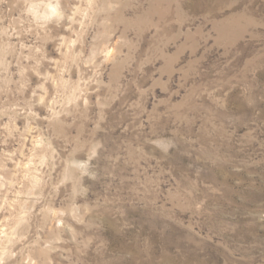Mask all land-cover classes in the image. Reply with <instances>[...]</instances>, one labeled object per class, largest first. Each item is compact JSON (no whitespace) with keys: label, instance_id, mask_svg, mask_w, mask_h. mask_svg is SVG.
Instances as JSON below:
<instances>
[{"label":"rangeland","instance_id":"obj_1","mask_svg":"<svg viewBox=\"0 0 264 264\" xmlns=\"http://www.w3.org/2000/svg\"><path fill=\"white\" fill-rule=\"evenodd\" d=\"M94 2L85 68L0 0V176L36 163L11 264H264V0ZM64 67L79 102L40 104Z\"/></svg>","mask_w":264,"mask_h":264},{"label":"clouds","instance_id":"obj_2","mask_svg":"<svg viewBox=\"0 0 264 264\" xmlns=\"http://www.w3.org/2000/svg\"><path fill=\"white\" fill-rule=\"evenodd\" d=\"M68 5V0H23V8L21 15L27 18L29 22V32L37 31V36L44 39L46 42L51 43L53 40L58 39L55 51L63 57L62 60H56L55 63L63 64L65 66L75 63L80 60L85 68H88L91 61L81 59L84 53L76 51L80 43V37L85 34L91 20L96 12V3L94 0H77L74 5ZM55 28L63 27V31L59 36L48 38V33ZM71 33V36L65 35ZM61 49L63 51L61 52ZM40 48H36V52H40ZM25 59H29L25 57ZM37 65L40 61H36ZM33 74L38 78H51L50 73L41 74L35 69L32 70ZM67 67L60 69L59 78L53 79V90L50 93L45 84H37L35 87L43 91L44 95L39 97V103L43 104L45 100L51 96L48 101L49 104L58 107H72L79 102L76 93L79 88H70L68 81L64 79V73ZM7 72V66H5ZM27 69H22L19 73L24 76ZM3 83L7 86L10 83L9 78H5ZM36 95L35 91L32 93ZM16 105H13L15 109ZM7 110L5 115H7ZM15 123V121H13ZM7 128V124L4 125ZM44 147L41 143H36V149ZM47 157L42 156L40 163H46ZM35 157L33 156L28 162L23 165L24 175L20 180L8 181L5 177L0 176V192L3 193L0 198V264H11L16 261L17 257L29 247L27 241L29 236L21 234L27 225L30 224V214L34 209L28 208L29 200L26 198L31 195L32 190L24 191L25 184L30 177V170L35 168ZM17 167L21 165L17 164ZM38 184L39 178L33 177ZM35 186V185H34ZM33 186V187H34ZM24 264H37L35 260L30 257L24 261Z\"/></svg>","mask_w":264,"mask_h":264},{"label":"bare ground","instance_id":"obj_3","mask_svg":"<svg viewBox=\"0 0 264 264\" xmlns=\"http://www.w3.org/2000/svg\"><path fill=\"white\" fill-rule=\"evenodd\" d=\"M233 23L237 24L238 27L241 25V14H240V12H236L230 18L223 19L219 25V31L221 33H224V34L231 32L232 31L231 29L233 27Z\"/></svg>","mask_w":264,"mask_h":264}]
</instances>
